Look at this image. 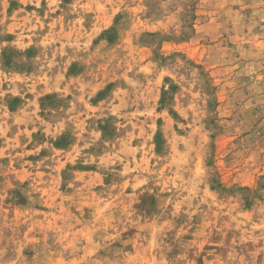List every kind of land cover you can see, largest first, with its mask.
Instances as JSON below:
<instances>
[{
    "label": "rangeland",
    "instance_id": "1",
    "mask_svg": "<svg viewBox=\"0 0 264 264\" xmlns=\"http://www.w3.org/2000/svg\"><path fill=\"white\" fill-rule=\"evenodd\" d=\"M0 264H264V0H0Z\"/></svg>",
    "mask_w": 264,
    "mask_h": 264
}]
</instances>
